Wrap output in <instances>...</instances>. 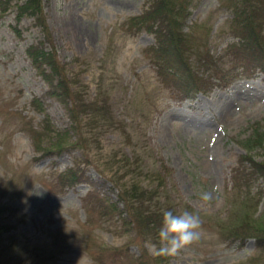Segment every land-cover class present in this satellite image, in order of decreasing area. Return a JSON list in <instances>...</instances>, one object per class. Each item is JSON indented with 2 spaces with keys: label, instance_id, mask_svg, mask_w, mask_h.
<instances>
[{
  "label": "rangeland",
  "instance_id": "1",
  "mask_svg": "<svg viewBox=\"0 0 264 264\" xmlns=\"http://www.w3.org/2000/svg\"><path fill=\"white\" fill-rule=\"evenodd\" d=\"M42 3L51 43L72 89L84 85L89 101L106 94L113 121L89 126L84 119L75 132L64 104L48 94L49 84L26 54L30 44L43 39L42 30L24 17L17 36L12 7L0 20V198L6 206L0 217L5 225L0 264H97L86 245L92 239L109 255L112 249H127L105 264H134L145 253L154 257L147 245L156 238L137 239L134 228L123 226L117 216L100 217L89 198L93 185L126 217L122 191L133 182L156 189L153 201L169 198L178 212L187 208L201 217L200 240L159 264H249L254 259L264 264V252L253 238L231 241L218 233L221 222L234 219L235 194L246 196L233 188L239 158L249 153L264 160V144L244 146L254 125L264 131V72L179 100L161 84L145 55L155 43L153 34L122 26L143 12L147 0ZM232 16L227 0H191L183 30H192L197 45L207 38L210 53L227 65L226 47L237 41L228 27ZM191 65L205 71L196 58ZM34 99L42 112L32 105ZM46 115L53 129L67 130L69 141L79 144L56 150L49 146L52 134L43 142L51 151L37 152L27 129L29 124L41 129ZM77 167L91 185L58 186L57 175ZM202 191L213 193L207 205L199 200ZM247 196L259 202L254 217L263 218L264 182L256 180Z\"/></svg>",
  "mask_w": 264,
  "mask_h": 264
},
{
  "label": "trees",
  "instance_id": "2",
  "mask_svg": "<svg viewBox=\"0 0 264 264\" xmlns=\"http://www.w3.org/2000/svg\"><path fill=\"white\" fill-rule=\"evenodd\" d=\"M21 1V2H20ZM43 0H0V20L15 7L17 36H21L17 24L24 17H31L36 26L43 32V39L30 44L26 54L37 72L48 82L51 89L49 95L61 101L67 109L72 128L77 131L85 119L89 126L113 121L106 94L98 95L93 101L85 99V86L72 90L66 76L65 66L57 58L55 47L51 43V35L43 11ZM191 0H147L146 8L136 16L127 18L122 26L126 31L138 33L141 31L153 34L155 43L145 49V55L154 65L157 78L163 85L172 90L173 95L181 98H192L198 92H208L214 85L226 87L235 79L251 78L257 71L264 72V0H227L233 9V17L229 29L237 41L229 43L226 51L231 56L229 64L222 59H216L208 48V39L200 45L195 44L192 30L184 31L183 25L189 15ZM207 35V31L205 32ZM48 43V45H47ZM196 58L198 65L205 71L192 68L191 58ZM174 95V96H175ZM35 109L43 111L37 99L32 101ZM258 125L253 126V132L245 141V147L250 149L264 144V131ZM74 131V130H73ZM37 152H50L43 146L54 134L49 146L61 150L68 144L75 146L78 141L70 142L68 131L57 132L52 128L50 118L46 115L42 120L41 129H35L29 124L27 129ZM167 169V168H166ZM160 180H165L164 174L157 172ZM264 182V160H256L249 154L239 158L238 166L233 169L232 181L234 189L246 191V196L236 193L234 196L235 213L227 222L218 225V233L225 240L243 242L253 238L259 253L264 252V216L254 217L259 202L248 198L247 193L256 180ZM58 186H74L79 182L91 180L85 176L79 167L70 168L57 175ZM89 198L95 200V206L100 215L120 216L122 224L133 227L136 238L148 236L157 239L164 210L177 212L175 204L169 198L160 201L156 189L148 190L136 182L124 186L123 200L125 201L126 217L121 215L116 203L111 202L94 190ZM157 202V205H154ZM5 204L0 201V217L5 210ZM127 217L130 219H127ZM5 231V225L0 221V237ZM87 249L97 264H105L110 256L101 244L87 241ZM119 253L115 256L118 257ZM113 256V254H112ZM162 257H146L140 255L134 259V264H159ZM249 264H258L254 259Z\"/></svg>",
  "mask_w": 264,
  "mask_h": 264
},
{
  "label": "clouds",
  "instance_id": "3",
  "mask_svg": "<svg viewBox=\"0 0 264 264\" xmlns=\"http://www.w3.org/2000/svg\"><path fill=\"white\" fill-rule=\"evenodd\" d=\"M198 196L202 205L213 199L211 191H202ZM201 226V217L195 211L187 208L179 212L164 210L157 239L147 245L148 251L156 257H174L183 248L200 240Z\"/></svg>",
  "mask_w": 264,
  "mask_h": 264
}]
</instances>
